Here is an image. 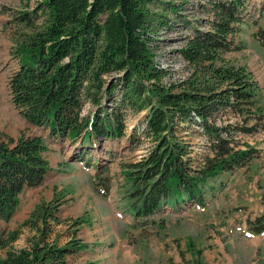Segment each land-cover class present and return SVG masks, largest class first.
Returning <instances> with one entry per match:
<instances>
[{"label": "trees", "instance_id": "obj_1", "mask_svg": "<svg viewBox=\"0 0 264 264\" xmlns=\"http://www.w3.org/2000/svg\"><path fill=\"white\" fill-rule=\"evenodd\" d=\"M247 1L37 0L29 6L26 0L8 21L18 62L8 80L10 97L29 124L48 129L56 140L92 147L125 136L128 115L143 112V127L134 126L127 140L132 150L144 137L146 152L120 166L119 199L133 219L128 238L133 229L145 238L152 226H162L168 206L203 205L209 179L254 158V148L238 147L236 132L264 129V113L254 107L258 86L246 65L225 57L240 49L235 38L247 22ZM196 12L201 16H189ZM181 30L187 33H181L177 52L188 73L174 77L156 62L162 41L157 36ZM253 36L264 46L263 30ZM226 107L238 123L223 115V124L215 123ZM186 136L204 138L203 151ZM47 148L40 135L0 138V264H67L88 246L73 237L59 244L61 234L53 231L61 223L56 200L38 202L19 227L2 229L22 191L44 180ZM94 164L95 192L107 196L110 179ZM24 227L30 233L16 248ZM251 227L263 231L264 215ZM185 264H205L202 250L193 249Z\"/></svg>", "mask_w": 264, "mask_h": 264}, {"label": "rangeland", "instance_id": "obj_2", "mask_svg": "<svg viewBox=\"0 0 264 264\" xmlns=\"http://www.w3.org/2000/svg\"><path fill=\"white\" fill-rule=\"evenodd\" d=\"M36 1L29 0V6ZM25 4L26 0H0V138L6 135L16 138L21 132L42 136L48 146L45 157L49 168L39 186L26 188L19 195L10 221L2 223L3 231L19 227L38 202L56 200L61 223L53 225V231L61 234L59 244L73 237L88 245L71 254L67 264H185L195 248L202 250L205 264H264V231L255 232L251 227L264 215V129L254 133L236 132L238 147L254 148V158L247 165L222 171L209 179L210 188L205 190L203 206L187 202L176 210L168 206L161 214L162 226H152L145 238L133 229L128 238L126 228L133 219L126 201L119 199L123 190L120 166L146 152L148 143L144 137L132 150L127 140L134 126L137 130L143 127V112L128 115L125 136L106 139L92 147L56 140L48 129L29 124L14 107L8 86L9 77L18 66L11 52L13 42L8 21ZM244 13L247 22L235 38L240 49L226 53L225 57L246 65L251 71L258 86L254 107L264 113V46L253 36L260 29L264 32V0H248ZM189 16L200 17L201 13ZM181 33L187 32L160 31L157 36L162 41L155 51L156 62L173 70L174 77L188 73L185 61L177 52L183 44ZM233 112L229 107L224 108L215 123L223 124L222 115L238 123ZM260 123L264 124V119ZM185 138L195 144L197 151H203L204 138ZM94 163L110 179L111 189L106 197L95 192ZM79 218L85 219L84 223L73 225L74 219ZM29 233L28 228H21L14 247L24 246Z\"/></svg>", "mask_w": 264, "mask_h": 264}, {"label": "crops", "instance_id": "obj_3", "mask_svg": "<svg viewBox=\"0 0 264 264\" xmlns=\"http://www.w3.org/2000/svg\"><path fill=\"white\" fill-rule=\"evenodd\" d=\"M126 225V223L123 224V226ZM68 260H71L70 257H68ZM68 260H67V263H68Z\"/></svg>", "mask_w": 264, "mask_h": 264}, {"label": "built area", "instance_id": "obj_4", "mask_svg": "<svg viewBox=\"0 0 264 264\" xmlns=\"http://www.w3.org/2000/svg\"><path fill=\"white\" fill-rule=\"evenodd\" d=\"M158 64V63H157Z\"/></svg>", "mask_w": 264, "mask_h": 264}]
</instances>
